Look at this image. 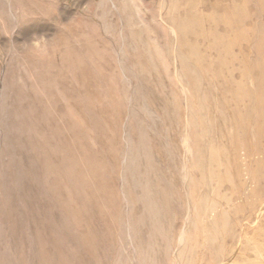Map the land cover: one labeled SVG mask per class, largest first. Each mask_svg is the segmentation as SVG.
I'll list each match as a JSON object with an SVG mask.
<instances>
[{
    "label": "rangeland",
    "instance_id": "obj_1",
    "mask_svg": "<svg viewBox=\"0 0 264 264\" xmlns=\"http://www.w3.org/2000/svg\"><path fill=\"white\" fill-rule=\"evenodd\" d=\"M0 264H264V0H0Z\"/></svg>",
    "mask_w": 264,
    "mask_h": 264
}]
</instances>
